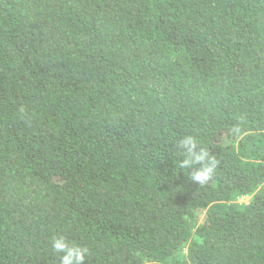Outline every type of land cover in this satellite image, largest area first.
<instances>
[{"label": "trees", "instance_id": "obj_1", "mask_svg": "<svg viewBox=\"0 0 264 264\" xmlns=\"http://www.w3.org/2000/svg\"><path fill=\"white\" fill-rule=\"evenodd\" d=\"M60 235L85 264H264V0H0V264H59Z\"/></svg>", "mask_w": 264, "mask_h": 264}, {"label": "clouds", "instance_id": "obj_2", "mask_svg": "<svg viewBox=\"0 0 264 264\" xmlns=\"http://www.w3.org/2000/svg\"><path fill=\"white\" fill-rule=\"evenodd\" d=\"M177 148L183 158L179 161L180 169L189 170V179L200 185H206L215 174L217 160L209 149L200 147L196 137L186 135L179 140ZM52 250L59 254V264H85L89 249L69 242L63 236H57L51 241Z\"/></svg>", "mask_w": 264, "mask_h": 264}, {"label": "rangeland", "instance_id": "obj_3", "mask_svg": "<svg viewBox=\"0 0 264 264\" xmlns=\"http://www.w3.org/2000/svg\"><path fill=\"white\" fill-rule=\"evenodd\" d=\"M249 200H250V198H246V199L240 200V201H238V202H239V203H245V204H246V203H248ZM203 216H204V214L200 217V222H201Z\"/></svg>", "mask_w": 264, "mask_h": 264}]
</instances>
